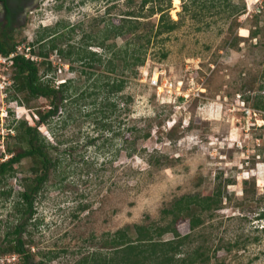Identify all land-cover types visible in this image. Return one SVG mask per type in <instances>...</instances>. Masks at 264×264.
<instances>
[{"label": "rangeland", "instance_id": "obj_1", "mask_svg": "<svg viewBox=\"0 0 264 264\" xmlns=\"http://www.w3.org/2000/svg\"><path fill=\"white\" fill-rule=\"evenodd\" d=\"M41 1L40 9L12 22L10 41L36 57L41 80L55 87L58 79L71 81L66 101L47 124H37L53 146L47 151L54 166L29 219L14 204L37 160L22 158L0 183V190L10 189L0 195V264L21 261L8 249L13 234L7 232L23 220L31 264H90L117 255L105 242L116 230L134 240L135 224L164 226L175 199L211 195L217 187L215 209L193 208L201 218L194 229L187 219L176 222L179 234L190 237L174 257L198 248L207 260L193 264H264V110L254 107L264 104V0H84L71 14L63 3ZM157 7L174 20L172 30L156 34ZM123 21L137 27L114 35L109 25ZM51 37L56 49L93 51L100 60L94 55L87 67L70 60L74 53L63 58L48 50ZM134 48L142 63L123 67L124 51ZM39 50L47 57H37ZM10 76L9 62L1 60L0 161L25 148L14 137L16 121L36 125L37 112L49 108L43 97L21 101L18 92L11 99ZM113 76L125 82L108 93L101 84ZM112 100L121 106L118 115L108 106ZM117 120L131 143L101 127L114 129Z\"/></svg>", "mask_w": 264, "mask_h": 264}, {"label": "trees", "instance_id": "obj_2", "mask_svg": "<svg viewBox=\"0 0 264 264\" xmlns=\"http://www.w3.org/2000/svg\"><path fill=\"white\" fill-rule=\"evenodd\" d=\"M145 1L146 0H142V4ZM163 10V8L157 7V11L160 14L157 18L156 34L160 32L170 31L175 26L174 20H170L168 18V14L165 11L163 12ZM153 11L154 9L151 7L150 12ZM109 27L114 35H120L125 31L134 30L137 27V22L123 21L120 24L116 25L110 24ZM54 39L55 38L51 37L48 40V50H55V53L59 54L63 58H69V56L74 53L75 56L73 58H70V60L79 61L81 62V64H84L87 67H89V61L93 59L94 55H96V57L94 58L95 60H100L101 54H97L93 51H89L86 53L89 56V58H87L88 56L85 53H81V51L72 52L71 50H63L61 48L56 49L57 46L54 42ZM32 44L33 43L31 42L30 45ZM86 45L87 44L84 43V46ZM101 45H103V43L99 44V46ZM108 47H111V45ZM14 50L15 44L10 41L8 27L6 25L0 26V54L7 57L9 53L13 52ZM136 50L137 49L134 48L132 52L124 51L125 55L120 58V60H122L123 67L136 66L142 63L143 57H141L140 54H136L138 52ZM37 57L45 58L47 57V52L39 50L37 52ZM8 60H10L9 65L11 67L10 87L14 92V95H11L10 98L13 100L18 99L16 93L19 92L23 95L21 101H26L27 98L37 97H43L49 101V108L42 112H37L36 125L26 124L24 120L16 121L15 125H13V129L15 130L14 137L17 138L20 142H23L25 148L21 151L10 154L7 158L0 161L1 183L6 177L14 174L13 165L15 163H18L22 158L32 157L37 160L38 166L36 165L32 168L34 176L32 178H28L27 180L29 182L24 183L23 189L17 192L18 200L14 204L16 210H18L17 205H22L20 214H25V219H29L33 213V197L47 178L49 170L54 166V161L53 159H51L47 151L49 147L53 146L47 143V141H45L44 139V136H42L38 132L37 124H47L50 118L56 113L58 106L62 103V101H66V92L70 86L69 83L71 80L66 79L64 80V82L58 84L55 87L53 86V84H51L50 80L40 79L35 60L26 58L19 53L10 56ZM106 63H111V61L108 59ZM67 64L68 68H71L70 63ZM111 66V70L114 69L113 64H111ZM81 72H85V70L82 69ZM109 78L110 79H106L101 84V87L103 89H106L108 93L120 92L123 88L125 80L121 77L116 76ZM91 94H94V92L92 91L86 93L85 91H81L80 96L87 97ZM121 97L122 96H119V98ZM129 100V96L124 97V102H129ZM89 103L92 104L94 102L91 101ZM108 106L111 108V112H117V115L121 110V106H118L115 100L109 102ZM254 107L264 110V104H255ZM122 109L124 111L127 110L126 107H123ZM89 114L90 112L85 113V115ZM116 123L117 125L114 127V129L110 128L111 125H108L105 122L101 123V127L109 129L113 134L112 137L120 136V141L122 143H131L134 138L128 140L127 136L125 134L123 135V132L119 128L121 121L117 120ZM133 130L136 129L130 127L127 128L126 131ZM6 151H9V149L6 148ZM23 180H26V178L23 177ZM9 193L10 189L0 190V195L3 194L7 196ZM220 199L219 187H217L211 195H205L203 197H198L196 195H182L173 201L170 209L166 210V212L171 214V219L168 224L157 227L135 224L133 226L136 234L134 240H129L124 229L116 230V232L111 235L110 239L105 242L117 247L113 250L115 251V253H117V255H114L112 257H97L94 258L92 263L90 264H193L198 257H200L201 261L207 260V256L201 257L202 252H200L198 248L193 249L189 254H187V256H183L180 258L174 257V253L178 252V247H180V245H182V243L190 237L188 234H179L178 230L175 227V224L178 220L187 219L188 227L190 229H194L199 223H201V218L199 214H196L193 211V208L197 209L200 212L212 210L217 207ZM25 223V220L16 223L12 226V229L7 232L13 234V236L9 240L11 244L8 249L16 253L21 259V261L16 264H31L30 254L27 249L24 248V242L22 241L20 236ZM165 232L171 233L172 238L167 240L153 238L154 236L159 237Z\"/></svg>", "mask_w": 264, "mask_h": 264}, {"label": "flooded vegetation", "instance_id": "obj_3", "mask_svg": "<svg viewBox=\"0 0 264 264\" xmlns=\"http://www.w3.org/2000/svg\"><path fill=\"white\" fill-rule=\"evenodd\" d=\"M53 7H58L63 3V7L68 14L78 12L80 3H84V0H51ZM44 2L41 0H0V24L6 25L8 31L12 22L20 20L22 21L29 12L30 9H40L41 4Z\"/></svg>", "mask_w": 264, "mask_h": 264}, {"label": "built area", "instance_id": "obj_4", "mask_svg": "<svg viewBox=\"0 0 264 264\" xmlns=\"http://www.w3.org/2000/svg\"><path fill=\"white\" fill-rule=\"evenodd\" d=\"M16 53L22 54L24 57L29 58V59H33V60L36 59L35 56L29 55L27 52H22V51H19V50H14L13 52L9 53V55H8L7 57L2 56V55L0 54V61H1V60L4 61L5 59H7V61L10 63V60H8L9 57L12 56V55H14V54H16ZM57 64L63 66V63H61L60 61H58ZM58 70H59V69H58ZM62 81H64V79H61V80L58 79V80H56V84L58 85V84H60ZM150 82H151V84H153V85L156 84V80H155V79H151Z\"/></svg>", "mask_w": 264, "mask_h": 264}, {"label": "clouds", "instance_id": "obj_5", "mask_svg": "<svg viewBox=\"0 0 264 264\" xmlns=\"http://www.w3.org/2000/svg\"><path fill=\"white\" fill-rule=\"evenodd\" d=\"M64 80H65V79H64ZM62 82H64V81H62ZM62 82H61V83H62Z\"/></svg>", "mask_w": 264, "mask_h": 264}]
</instances>
